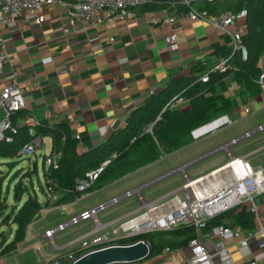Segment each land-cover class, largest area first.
Listing matches in <instances>:
<instances>
[{"label":"crops","instance_id":"1","mask_svg":"<svg viewBox=\"0 0 264 264\" xmlns=\"http://www.w3.org/2000/svg\"><path fill=\"white\" fill-rule=\"evenodd\" d=\"M60 1V4L42 9L41 23L35 22L34 14H27L19 20V31L13 36H9L7 28L2 30L0 54L5 56V61L0 75V89L13 84L22 90L25 103L23 111L26 114L17 116L18 126L25 125L29 118H34L37 123L48 124L65 120L71 135L78 139L82 151L96 147L115 131L122 129L130 112L144 104L152 94L162 90L171 77L189 75L191 68L198 63L215 65L218 61L214 50L219 46L232 48L233 38L241 41L246 34L241 14L236 15L230 28L232 38L204 22L180 20L182 13L177 7L178 3L167 4L165 9L152 11L150 7L157 4L147 2L134 7L132 16L124 19L108 16L103 12L97 26L84 27L79 21L71 23L65 6L62 5L76 1ZM221 2L226 6L231 0ZM200 5L194 4V7L199 8ZM168 18H175V23L165 22ZM47 57L51 60L41 63ZM121 59L124 62L121 63ZM231 88H235L233 83ZM179 107L185 111L188 108L187 101ZM229 117L234 119L231 124L234 129L229 134L218 136L219 131L224 129L222 128L214 133L215 137L212 139L192 141L166 158L104 186L93 192L107 193L93 206L142 185L171 167L186 163L264 123V90L260 97L247 101L246 105H240ZM263 144L264 132L231 147V154L236 157L245 156L255 166L263 161L262 152L246 155ZM217 155L221 156L210 171L221 167L226 161L222 152L210 155L198 163ZM169 159L170 165L158 167ZM198 174L188 175L194 178ZM167 187L169 185L162 187L160 195L155 198H150L149 195V201L159 199L174 190L168 191ZM127 201L128 205L137 203L135 199ZM258 204L260 221L264 225V195L258 198ZM71 206L66 204L64 208ZM133 209L135 208L131 210ZM32 226L27 228L26 238L30 236ZM40 234L42 236L43 233ZM237 243H227L230 264H247L246 259L249 258L241 254ZM250 250L251 257L264 256V250H258L254 242H250ZM190 256L188 247L164 250L139 264H187Z\"/></svg>","mask_w":264,"mask_h":264},{"label":"trees","instance_id":"2","mask_svg":"<svg viewBox=\"0 0 264 264\" xmlns=\"http://www.w3.org/2000/svg\"><path fill=\"white\" fill-rule=\"evenodd\" d=\"M221 1L203 3L197 9L210 15L224 11L236 15L243 13L246 34L238 49L219 46L214 50L217 61L226 60V69L223 72L211 71L217 63L210 66L204 62L194 65L187 76L171 77L162 90L130 112L122 129L96 147L80 150L79 141L71 135L65 120L53 124L38 122L32 127L18 126L17 116L26 112L22 109L12 115L14 129L6 130L0 142V160L6 161L0 165L7 167L4 172L0 169V257L12 253L24 242L28 226L45 203L38 198V192L46 198L61 194L69 204L79 195L75 191L78 182L86 180L89 173L101 169L96 180L85 190L87 194L187 146L192 142V130L218 117L230 116L240 105L262 95L264 86L258 85L257 80L264 52V0H231L226 6ZM166 5L160 3L151 6L150 10L165 9ZM177 7L181 13L187 12L179 4ZM205 74L207 79L202 82L200 78ZM178 95L187 100L185 111L179 106L166 107ZM34 137L50 139V152L42 159L44 185L37 181L35 161L25 158V166L18 168L22 159L18 152ZM54 153L57 154L55 163L46 166V157ZM33 177L38 183L37 192L32 186ZM219 225L247 232L253 230L254 219L246 206L241 205L207 221L200 234L209 233ZM197 236L195 229L182 227L138 235L119 244L144 240L150 247V257H153L164 250L187 247L189 241ZM61 260L62 264H68L64 257Z\"/></svg>","mask_w":264,"mask_h":264},{"label":"built area","instance_id":"3","mask_svg":"<svg viewBox=\"0 0 264 264\" xmlns=\"http://www.w3.org/2000/svg\"><path fill=\"white\" fill-rule=\"evenodd\" d=\"M217 0H180L178 4L187 9L181 14V19L189 22L201 21L209 27L227 33L231 37L230 28L236 20V14L230 11L210 15L204 10L194 7V3H214ZM60 0H0V44L1 32L4 28L13 36L19 31L18 22L27 14H34L36 23H41L43 8L60 4ZM147 3V0H80L71 3H62L65 6L67 17L71 23L81 22L84 27H94L99 24L100 15L106 12L108 16L119 19L130 18L132 9L138 5ZM243 15V13H241ZM175 18L165 19L167 23H175ZM233 38V37H232ZM112 41V39H110ZM240 41L233 38L232 49L236 50ZM95 48V47H94ZM50 58H44L41 63L49 62ZM5 56L0 54V75L3 70ZM120 62H124L121 59ZM226 69V60H219L211 71L223 72ZM207 75L200 78L206 81ZM258 85L264 86V52L261 55V73L257 80ZM187 100L176 96L166 105L175 108ZM25 107L22 90L17 85L8 84L0 89V142L4 139L6 130H13L11 117ZM234 123L228 115L218 117L211 122L191 131L194 141ZM37 121L29 118L25 121L27 126H35ZM264 132V123L229 139L214 147L210 151L195 157L186 163L177 165L160 173L146 183L123 191L105 201L96 204L89 209L72 214L66 220L46 229L43 237L51 242L55 248L68 249L65 260L70 263L77 257L97 249L111 245H119V242L128 238L147 233L170 231L182 227H190L198 232V236L189 241L187 247L191 256L187 264H230V252L228 242L237 241L239 251L247 256V264H264V256L251 257L250 242H254L258 250H264V225L260 221L258 198L264 195V144L247 156L262 152L263 161L253 166L245 156L236 157L231 154V147L241 141H245L255 134ZM40 147L39 138L23 146L18 152L22 159L30 158L36 149ZM222 152L226 156L225 163L216 169L191 178L187 174V168L198 163L215 153ZM57 154L46 157L45 165L55 163ZM101 169L89 173L87 179L79 181L75 191L79 195L74 202L88 196L85 190L96 180ZM180 175L183 183L167 195L152 201H145L141 191L151 185L160 183L174 175ZM135 199L137 208L126 214L102 223L98 214L105 212L120 203ZM245 205L254 219V228L251 231L235 230L226 226H216L209 233L200 234L207 221L215 218L223 212ZM90 223L92 228L67 243L56 246L54 237L82 223Z\"/></svg>","mask_w":264,"mask_h":264},{"label":"rangeland","instance_id":"4","mask_svg":"<svg viewBox=\"0 0 264 264\" xmlns=\"http://www.w3.org/2000/svg\"><path fill=\"white\" fill-rule=\"evenodd\" d=\"M194 4L197 5V4H203V3L196 2ZM233 129L234 128L232 127V125L227 126L226 128L224 127L223 130L219 131L218 136H220L221 134L223 135L229 134ZM212 134L202 138L203 140L200 139L201 141L200 140L198 141L203 142L206 139L207 140L212 139L215 137V134L214 133ZM192 141L194 140L192 139ZM49 152H50V140L49 138L44 137L41 139L40 147H38L34 155L30 157L32 161L36 162L37 174H38L37 181H39L38 183H40L41 185H44V181L42 177V173H43L42 159H43V156H47ZM220 156L221 155H217L216 157H213L207 161L194 165L192 168L187 169V173L189 175L190 173H192V175H195L200 172L206 173L210 171V169L214 167V164H216V161L220 158ZM164 158H166V156H164L162 159ZM169 161L170 159L164 160V162L159 164L158 167H164L166 165H170L171 163H169ZM2 162H6V161L0 160V163ZM19 162L20 164H18V168L24 167L26 164L25 159H21L19 160ZM174 167L176 166H173L171 168H174ZM0 169L4 172L7 170V167L0 165ZM37 181L35 177L32 178V186L36 192L38 190ZM182 183H183L182 177L179 174L174 175L160 183L149 186L146 190L143 189L142 197L144 198L145 201L148 202L149 195H150V198H155L159 196L160 189L164 187L165 185H169V187H167L169 191V190H173V189L180 187ZM84 194H87V193L84 192ZM88 194L89 195L82 200H79L77 202H74V201L70 202L69 204H71L72 206L65 209L64 205L68 203H66V200L61 194L50 195L49 197L46 198L38 192V198L42 201H45V203H44L42 210L37 215V218H35L36 220L34 219L35 223L33 222V224H31L33 226L30 230L31 231L30 236L26 238V235H25L24 242L18 245L17 249H15L12 253H9L7 255L0 257V264H23V263H26V264H62L61 258L64 257V260H65V257L69 250L55 248L51 244V242L46 240L43 237V235L41 236L40 233H43L46 229L55 226L59 221L66 220L74 213H78L79 211L83 209H89L90 207H93L95 202L98 199H100L102 195H105L107 193L106 192H102V193L96 192V193H88ZM8 200L11 202L10 196L8 197ZM105 200L107 199H104V201ZM128 202L129 201H124L120 203L119 205L115 207H111L107 209L105 212L98 214V219L102 223H104V222L116 219L119 216L123 215L124 213L130 211L132 208H136L138 206L137 203L135 205H128ZM60 211H62V213H60ZM31 225H29L28 227H30ZM91 228H92V225L90 223L88 222L82 223L76 227H73L65 232H62L56 235L53 239L54 243L56 246H61L67 243L68 241L80 236L86 231H89ZM34 246L35 247L37 246V247L35 248Z\"/></svg>","mask_w":264,"mask_h":264},{"label":"water","instance_id":"5","mask_svg":"<svg viewBox=\"0 0 264 264\" xmlns=\"http://www.w3.org/2000/svg\"><path fill=\"white\" fill-rule=\"evenodd\" d=\"M80 1V0H74ZM180 0H147L156 4H174ZM35 169L33 165L32 170ZM150 257V247L144 240L126 245H111L87 252L70 264H139Z\"/></svg>","mask_w":264,"mask_h":264}]
</instances>
